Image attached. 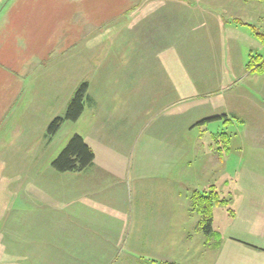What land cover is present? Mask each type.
<instances>
[{
  "label": "rangeland",
  "instance_id": "1",
  "mask_svg": "<svg viewBox=\"0 0 264 264\" xmlns=\"http://www.w3.org/2000/svg\"><path fill=\"white\" fill-rule=\"evenodd\" d=\"M138 4H156L164 27L168 23L155 51L146 53L145 78L131 76L143 63L130 60L139 47L135 37L136 43L127 38L132 36H126L122 18ZM14 8L5 21L11 19L16 43L6 41L7 25L0 32V204L10 207L25 196L21 187L27 181L68 180L70 175L55 171L52 163L79 135L101 163L120 174V180H110L116 187L120 183L121 203L129 212L135 214L139 200H151L153 210L171 206L172 215L171 226L164 223L152 236L133 230L130 238H113L129 243L119 250L99 242L95 252L83 251L82 264H211L215 253L206 246L190 204L193 193L206 194L212 187L229 201L214 209L213 227L222 244L231 246L234 235L244 238L229 209H239L245 197L241 192L249 198L251 192L244 189L248 181H259L244 170L253 167L254 159L264 165L263 156H250L252 150L264 155V73L247 71L251 55L264 57V47L250 28L264 29V4L20 0ZM94 25L98 38L89 51L84 36ZM74 33L82 39L71 45ZM164 62L186 72L198 88L194 99L174 93ZM30 63L31 75L18 78L21 71L13 70ZM83 83L89 89L82 116L65 121L50 138L49 125L65 117ZM216 117L221 118L204 123ZM23 215L0 221V231L24 224ZM44 255L33 252L32 264H42Z\"/></svg>",
  "mask_w": 264,
  "mask_h": 264
},
{
  "label": "crops",
  "instance_id": "2",
  "mask_svg": "<svg viewBox=\"0 0 264 264\" xmlns=\"http://www.w3.org/2000/svg\"><path fill=\"white\" fill-rule=\"evenodd\" d=\"M6 1L8 2V0H0V13L2 12L0 32L3 24L8 26L5 39L12 46L16 43L12 35L17 32L12 30L11 19L5 20L20 0H11L8 2L11 3L5 6ZM122 18L126 22L125 29L128 30L126 36H132L127 38L134 43L135 40L137 41L139 52L142 54L136 52L137 56L130 59L135 60V65L137 62L143 63L138 72H130L131 76L145 78L146 53L149 50L155 51L156 44L164 37L163 29L166 30L168 23H165L166 27H164L156 4H138L131 11L126 9ZM171 27L172 23L169 22L167 30H171ZM98 29L99 27L94 25L89 29L93 31L88 30V35L84 36L85 47L89 51L92 49L89 46L98 38L96 33ZM169 36L170 34H167L165 37ZM74 39L71 45L81 43L82 36L74 33ZM157 54H159L157 59L162 64V51L159 50ZM126 60H129V57ZM170 60L171 63L172 59ZM32 64L30 63L29 67L25 65L19 70L15 68L13 71H21L20 74H16L18 78L29 77ZM164 65L165 74L169 76L170 82L174 79L172 85L174 93L181 94L186 99H194L198 94V88L190 83L186 72L180 71L176 65L171 69L166 67L165 62ZM38 70L44 69L41 67ZM250 156L264 157L255 154L253 150ZM257 161L254 159L251 163L253 167L250 166L247 171L244 170V173L250 174L252 178H258L259 181L246 183L247 187L244 189L251 192L249 198L245 191L241 192L245 197L241 199L242 203L232 217L234 223H239L241 226L240 234L244 238L234 235L231 238V246L221 242L218 248L216 244L205 242L206 246L215 253L211 264H264V165L258 164ZM68 174L70 175L68 180L53 178L27 181L25 187H21L25 189V196L18 198L10 207L0 204V221L5 218L11 221L17 220L23 213L25 219V223L17 228H11L7 232L0 231V264H32L33 252L45 254L42 264H47L50 258H53L52 264H82L83 251L86 254L95 252L93 246L99 242L102 243L103 248L107 244L108 247L119 250L120 246L127 247L129 243L125 240L113 239L115 237L130 238L133 230L141 237L152 236L154 235L152 233L161 232L164 223L171 226V206L160 208L161 205H158L153 210L154 204L151 200L145 202L139 200L135 214L129 212L131 209L121 203L120 183H117L116 187V183L112 181L120 180V174L101 163L96 153L90 167L83 172ZM158 207L159 209L156 210ZM97 237H102V240H97ZM39 238L40 244L37 241ZM57 258L58 261H54Z\"/></svg>",
  "mask_w": 264,
  "mask_h": 264
},
{
  "label": "trees",
  "instance_id": "3",
  "mask_svg": "<svg viewBox=\"0 0 264 264\" xmlns=\"http://www.w3.org/2000/svg\"><path fill=\"white\" fill-rule=\"evenodd\" d=\"M256 1L264 4V0ZM235 23L243 24L240 20H236ZM250 28L252 29L256 39L264 47V29L259 30L254 26H250ZM247 71L251 73L263 74L264 57L260 55H251L250 61L247 65ZM88 89L89 84L83 83L71 101L65 117H58L49 125L48 134L50 138H53L57 134L65 121L75 122L82 116L85 108V102L88 98ZM219 118L221 117L211 118L205 120L204 123ZM94 160L95 153L93 149L81 136L75 135L61 154L53 161L52 167L59 173H79L90 167ZM218 205L228 206L229 201L226 199L222 200L214 187H212L206 194L195 192L191 196V211L199 216L198 227L206 236L205 242L206 244H210L214 239L217 248L222 242L221 234L215 231L213 227L214 209ZM229 210L231 214L234 215V211L231 209Z\"/></svg>",
  "mask_w": 264,
  "mask_h": 264
}]
</instances>
